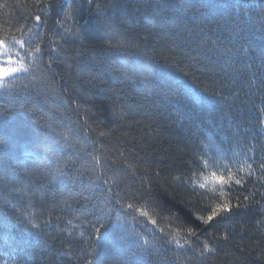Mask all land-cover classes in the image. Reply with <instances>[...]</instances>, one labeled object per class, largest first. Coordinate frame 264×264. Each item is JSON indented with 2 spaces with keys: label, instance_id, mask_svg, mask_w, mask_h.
Returning <instances> with one entry per match:
<instances>
[{
  "label": "trees",
  "instance_id": "obj_1",
  "mask_svg": "<svg viewBox=\"0 0 264 264\" xmlns=\"http://www.w3.org/2000/svg\"><path fill=\"white\" fill-rule=\"evenodd\" d=\"M260 4L0 0V264H264Z\"/></svg>",
  "mask_w": 264,
  "mask_h": 264
},
{
  "label": "snow or ice",
  "instance_id": "obj_2",
  "mask_svg": "<svg viewBox=\"0 0 264 264\" xmlns=\"http://www.w3.org/2000/svg\"><path fill=\"white\" fill-rule=\"evenodd\" d=\"M94 2H95V0H89V3H94ZM99 7H100V5L98 4L97 8H99ZM252 7L258 8L259 11L256 14V17H250V18H257L258 17L259 20H260L261 26L264 27V4L255 5V6H251V7L250 6H245L244 8H242V10L245 11L246 14H248L251 11ZM35 19H36V21H40L41 18H40V16H36ZM112 39H113V37L110 35L109 36V47L115 48L116 50H119L122 45L126 44V41L123 38L117 39L116 43L112 44L111 43ZM0 43H2V42H0ZM212 43L215 44L216 41H213ZM127 46L128 47H136V45H134V44H128ZM35 51L39 53L40 49L36 48ZM221 51H224V49H222ZM227 51L230 52L231 50L229 49ZM244 51H247V47L244 48ZM241 54H243V53H241ZM228 60L229 61L231 60V56L228 57ZM27 70L28 69L26 67H24L23 64H21L20 67H18V68L17 67L0 68V77H6V76L11 75L12 73L19 72V71H27ZM141 74H143V73H141ZM173 83H178V81H173ZM204 91L207 92L208 90L205 89ZM213 94L217 95V96L221 95V93H219V92H216V93H213ZM202 102H203V98L202 97L194 96V103H202ZM259 111L264 113V108L259 109ZM101 135H103V133H101ZM249 167H251V166L249 165ZM261 169L264 170V165H261ZM218 179L222 183L224 182V178L223 177H219ZM228 179L231 180L232 177L229 176ZM105 183L107 184L108 181H105ZM235 183L236 184H240L241 181L240 180H236ZM108 191L112 192V189L109 188ZM119 196H120L119 193H114L113 194V198L114 199L119 198ZM117 202H119V201L117 200ZM127 207L131 208L132 205L129 204V205H127ZM236 207L238 208V207H240V205L237 204ZM233 211H234V209H233L232 205L230 203H228V202H225V203H222V204H218L216 207H214L212 209V211L208 215L207 219L204 220V223L208 224L210 226V223L213 222L215 218H219L221 214H231ZM110 215H111V213H109V216ZM100 220H101V217H98L97 220H96V224L93 225L94 231H95V233H96L98 238L102 235L101 229H105V230L107 229V226L105 224H101ZM96 225H99V227H96ZM144 243H147V241H144ZM88 264H92V261L89 260Z\"/></svg>",
  "mask_w": 264,
  "mask_h": 264
},
{
  "label": "clouds",
  "instance_id": "obj_3",
  "mask_svg": "<svg viewBox=\"0 0 264 264\" xmlns=\"http://www.w3.org/2000/svg\"><path fill=\"white\" fill-rule=\"evenodd\" d=\"M126 70L134 74L136 77H138L141 80L159 81L162 75L150 63L144 61H134L132 64L127 65Z\"/></svg>",
  "mask_w": 264,
  "mask_h": 264
},
{
  "label": "rangeland",
  "instance_id": "obj_4",
  "mask_svg": "<svg viewBox=\"0 0 264 264\" xmlns=\"http://www.w3.org/2000/svg\"><path fill=\"white\" fill-rule=\"evenodd\" d=\"M5 50H6V47L2 46L0 48V54L4 53ZM21 64L23 63L18 58H14V57L0 58V68H7V67H17L18 68L20 67ZM20 72L21 71L12 73L11 75L6 76V77H0V86L8 82L9 79H11L12 77H15Z\"/></svg>",
  "mask_w": 264,
  "mask_h": 264
}]
</instances>
